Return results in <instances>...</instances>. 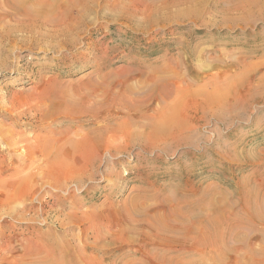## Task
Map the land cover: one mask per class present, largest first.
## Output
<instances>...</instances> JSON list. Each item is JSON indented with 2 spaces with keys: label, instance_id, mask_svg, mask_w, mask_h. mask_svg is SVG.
Instances as JSON below:
<instances>
[{
  "label": "rangeland",
  "instance_id": "1",
  "mask_svg": "<svg viewBox=\"0 0 264 264\" xmlns=\"http://www.w3.org/2000/svg\"><path fill=\"white\" fill-rule=\"evenodd\" d=\"M8 1L0 0V129L22 140L16 149H10L0 132L1 180H9L21 163L30 167L28 172L43 168L46 156L35 154L32 162L31 157L22 155L27 140L47 143L70 134L77 142L106 126H121L120 120L128 112H146L143 119L127 122L126 127L130 133L145 137L146 146H153L156 139L150 134L162 120L164 106L158 100L148 106L141 101L151 93H160V82L171 93L185 89L193 92L212 90L214 79L228 73L236 76L257 69L249 76L250 85L264 77V20L259 19L256 8L238 10L250 0L180 1L169 11L162 5L167 0H159L156 8L167 12L160 16L167 18L151 24V11L146 3L141 4L142 0H83L94 11L87 15L88 28L69 47L20 28L33 27L31 15H42L41 2H48L49 13H54L51 24L56 27L52 30L57 26L78 27L76 17L85 12L83 6L73 0H13L23 8L16 13V6L8 5ZM138 7L146 13L126 21L125 17H132ZM48 26L42 28L43 34L50 32ZM48 89L72 101L77 98L79 104L61 114L43 116L35 107ZM114 95L125 97L127 110L120 119L109 122L98 109L119 106V100L105 104L107 96ZM177 98L174 94L167 103ZM231 99L237 102L234 114L241 115L244 91L242 94L238 88ZM183 120L182 114L174 113L169 125L184 126L186 118ZM195 127V146L176 145L174 136L178 135L174 134L166 151L158 145L154 149L147 146L148 150L113 146L110 153L99 155L91 149L87 154L73 153L68 157L71 164L61 160L51 165L52 159L46 160L48 171L73 168L77 175L90 161L87 171L94 167L99 174L79 186H57L43 180L36 190L15 199L24 182L15 181L11 189L14 201H0V264H163L170 259L190 258L198 260L196 264H220L211 259L219 255L224 264H236L237 260L239 264H252L251 247L262 249L259 261L264 262V224L256 225L249 219L229 223L244 230L239 239L229 241L218 252L212 247L199 250L197 237L184 233L167 241L126 232L127 213L133 204L137 208L150 203L152 210L158 209L162 215L170 211L183 191L210 187L217 194L229 195L223 202L234 206L224 212L223 218H230L233 211L244 206V188L264 187V102L254 105L243 120L224 125L209 119ZM260 192L257 199L263 197L264 188ZM144 195L151 198L145 200ZM188 226L183 224L181 228L186 230Z\"/></svg>",
  "mask_w": 264,
  "mask_h": 264
},
{
  "label": "bare ground",
  "instance_id": "2",
  "mask_svg": "<svg viewBox=\"0 0 264 264\" xmlns=\"http://www.w3.org/2000/svg\"><path fill=\"white\" fill-rule=\"evenodd\" d=\"M142 1L143 2L141 4L145 5L146 3L151 11V16H149L148 18L149 24L156 22L157 20H160V22L166 21L167 17L160 16L164 15V13L167 12H161V8H156V2L159 0ZM180 1L188 0L164 1L162 3L163 9L169 11L171 7L180 4ZM8 2V5L12 7L16 6L13 12L16 11V13H19V10L23 9L20 6L18 7V3L16 1L11 0ZM72 2L74 4L78 3L83 6V9L85 11V14L83 13L80 14L79 17H76V19L78 18L77 21H79L78 27L70 26L64 28L57 26V29L52 30L56 27L54 24H51L52 22H54V20L52 19L54 13H49L50 10L47 9V6H49L48 2H41L39 11H41L40 13L42 15H31V25H33V27H22L20 29H22L23 31L26 29L32 36H38L46 40H55L56 44H58L59 42H63L68 47L74 46V44L78 42L77 37H79L82 31H85L88 28L89 23L87 15L91 14L92 10L94 11V7L91 6L90 3L88 4L83 0H73ZM248 4L243 7H238V10H242L243 12L247 9V7L256 8L257 10H259L260 13L258 16L259 19L264 20V0H250ZM24 9H26V7H24ZM119 12L121 14L126 13L124 11ZM145 13L146 10H141V7H138L134 10L133 14H131L132 17L127 16L125 17V20L130 22L135 16H142ZM56 18L58 20L60 19V16H56ZM45 25L51 26H48V30L50 32L43 34L42 28L45 27ZM79 26H81V28H79ZM14 30L15 29H13L12 31ZM74 31H76V36H74ZM12 33L10 34L9 39L12 37ZM234 64L236 65L239 63L236 62ZM244 66H246V64H243V67ZM255 71H257V69H252V71L251 69L249 71L246 70L237 73L236 76H232L231 73L225 74L224 76H219L214 79V83L211 87L212 90L202 88L191 92L185 89L182 92L172 91L171 93L168 92V86L160 85V82V93H151L148 95L147 98L144 99V101H141L142 103H145L148 106L152 104L153 100H158L164 106L162 112L160 113L162 114V120L155 124V128L152 129V132L150 134V138L156 139V141L153 140V143H155L153 145L154 148L156 147L155 145H158V147L162 146L161 148L166 151L167 144L170 140H173L172 135L174 134L178 135V137L174 136V139H176V145L182 146L186 144L195 146V142L192 140V136L197 131L195 124L201 123V121L208 122L209 119H215L220 121L224 125H228L235 122L236 120H243L246 117V114L251 110L254 105L264 102V77L261 78V80H259L254 85H250V83H248L250 74L252 72L255 73ZM262 71H264V68L261 70V72ZM190 86H195V84H192ZM238 88H241L242 94L244 91V94L246 96V100L243 101V113L241 115L234 114V110L235 108H237V102L231 99L232 95L234 94V91L236 92ZM174 94L179 96V98H177V101L169 105L167 101L169 97L174 96ZM108 96L105 104H110L111 100H114L115 102L116 100H119L120 105L116 108L115 106L110 105L108 108H101L98 109V111L105 113V115L108 116V119L106 121L111 122L112 120L120 119V116L125 115L127 106L126 99L122 95H114L112 96V98H108ZM77 104H79V99L76 98L72 101L71 97H64V95L62 93H59V91H56L55 89H48L45 93L39 96V101L37 107H35V110L41 113V115L43 116H51L61 114L62 111H68V109H70L72 106H76ZM89 111L90 110H86V112ZM131 113L128 112L125 115V120V117L120 120L121 126H106V128L102 129L98 133L86 134L80 140L78 139L77 142H75L74 140L75 137H73V135L71 136L70 134H68L66 137L58 138L57 140L55 139L52 142L47 143L41 141L31 142L32 140H27L25 144V147L27 149H24L22 151V155L28 158L31 157L30 159L32 162L35 159V157L32 158V156H34L35 154L46 156V160L52 159V161H50L52 165L53 161L61 160L66 164H71V160L68 157H71L73 153L81 152L83 154H87V150L90 149L92 150V152H94L95 154L97 153L98 155L105 151L110 153L113 150V146H124L125 149H127V147L131 148L135 146L141 147V149L145 150H148V147L154 149L152 145H147L148 147L146 146L145 137H142V135L138 132L130 133V131H128V128L126 127L127 122H139L141 118L143 119L146 116V112L139 111L135 114ZM174 113L182 114L184 120L186 118V123L184 124V126L180 125V123L174 125L173 127L169 125V120L174 118ZM164 116H166L165 119H163ZM122 125H124L125 129L122 127ZM0 132H2L1 129ZM51 136L54 137L56 135L53 132ZM1 137H3L5 142H7V145L10 144L8 145L10 149L12 147L16 149L17 143L22 140V137L17 138V136L14 137L9 135L8 133L5 134L3 132L1 133ZM121 142L123 145L121 144ZM50 151L53 153H51ZM46 160L42 169L40 168V166H38V168H35L33 171L31 170V172H28L30 171V167H23L21 165L22 163H18L19 166H17L14 170L16 171V173L11 175L9 177V180L5 181L0 179V191H2L4 194V198H1L0 201H8L9 203H12L14 201V199L12 198L11 189L13 188L14 182L17 180H22L24 182L21 185L22 187L16 193V196H18V198L15 199L21 198L22 196H24L25 193L30 194L31 192H33L35 187L43 180H51L55 182V185L57 186L59 184H62L64 186H79L80 184H82L83 181L93 180L99 174V171H95L96 169L94 167L90 168L92 169V171H87V167L90 161L86 163V166H84V168L81 169L77 175L74 173L76 171H74L73 168H70L67 171H55L54 169L48 171L49 166L46 165ZM63 172L67 173L68 176L66 175L65 177L63 175ZM22 173L25 174L20 178ZM152 184L151 186H153ZM176 188L177 192L180 191V188L183 189L182 186L180 188ZM263 188L264 187L262 186H255L250 189L244 188V206L241 210H238L239 212L236 211L234 213L233 211V216L230 218H223L224 212L226 210H230V208H233L234 206V203H229L230 205H226L223 202V200H226L229 195L225 196L221 195L220 193L217 194L215 193L216 191L211 189L210 187H208L207 189L204 188L199 190L195 188L191 189L190 192L192 194H190V192L185 193L183 191V196H181V198L176 201V204L174 203L175 206L173 205V207L170 208L169 212H165V214L162 215H159L160 213L157 211L158 209L152 210V207L149 206L150 203L137 208L133 204V206L131 205V208L129 210L130 212L127 213L129 215V218L127 225L128 230L126 232H134L135 234L142 235L143 237L154 236L155 238L162 237V239L164 237L167 241L171 240V238H174L175 236H178L179 234L184 233L188 235V237H197V240H199L198 244L200 245L199 250L205 251L212 247L214 250H217V252L220 249L223 251V246L227 245L229 241L234 242L236 241V239H239L240 237L238 236L241 235V231L244 230L243 226L236 227L232 224H229L230 222H234L236 220L242 222L246 221V219H249L250 221H253L256 225L260 224L262 226L264 224V195L261 199H257L259 195L263 193L260 192L261 190H263ZM177 192L176 195H178ZM217 196H219L218 199ZM150 198L151 197L144 195L145 200H149ZM183 224H189V226L186 227V230L184 228H181V225ZM261 234V237L264 240V232H262ZM249 250L251 255L253 256L252 260H254V263L252 264H264V262L259 261L263 253L262 249L251 247L249 248ZM236 251L239 252L240 250L238 249ZM219 257L214 256L211 259H214V261L217 260L220 264H224L222 262V258L219 259ZM197 262L198 260H196L195 258H190L184 261H173L170 259L169 261H164L163 264H196ZM149 263V261L145 262V264ZM130 264L138 263L132 262ZM236 264H239V260H237Z\"/></svg>",
  "mask_w": 264,
  "mask_h": 264
}]
</instances>
